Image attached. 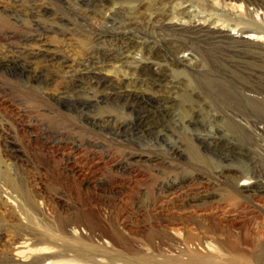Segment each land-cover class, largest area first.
<instances>
[{"label":"rangeland","instance_id":"374dc122","mask_svg":"<svg viewBox=\"0 0 264 264\" xmlns=\"http://www.w3.org/2000/svg\"><path fill=\"white\" fill-rule=\"evenodd\" d=\"M0 264H264V0H0Z\"/></svg>","mask_w":264,"mask_h":264}]
</instances>
